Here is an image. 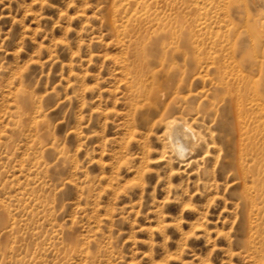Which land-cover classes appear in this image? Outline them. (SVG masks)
I'll return each mask as SVG.
<instances>
[{
    "label": "rangeland",
    "instance_id": "1",
    "mask_svg": "<svg viewBox=\"0 0 264 264\" xmlns=\"http://www.w3.org/2000/svg\"><path fill=\"white\" fill-rule=\"evenodd\" d=\"M127 1L0 0V264H264V93L239 117L224 89L257 79L264 0H181L152 102L125 71Z\"/></svg>",
    "mask_w": 264,
    "mask_h": 264
},
{
    "label": "bare ground",
    "instance_id": "2",
    "mask_svg": "<svg viewBox=\"0 0 264 264\" xmlns=\"http://www.w3.org/2000/svg\"><path fill=\"white\" fill-rule=\"evenodd\" d=\"M180 2L181 0H131L127 1L126 4L121 5L120 3L121 6L113 10V13H118L120 12L118 9L123 8L122 13L124 12V15L129 13L127 18L124 17V26H122V31L126 32L131 47L130 57H128L131 64L130 68H125V71L131 80V88L137 92L138 96L144 97L149 102L155 100L161 87L170 92V87L162 79L163 77H168L171 82L176 76V70L169 65L173 62V57L168 56L171 52L166 46V39L169 38L170 40L171 36L179 37L175 29L186 22L187 17L183 11L184 8L180 6ZM184 36H182L181 48L176 49V51H179L183 60L190 59L195 64L197 55L193 53L194 46ZM255 63L256 80L250 81L249 77L236 70L233 74L234 78L226 80L225 83V92L230 97L239 117L244 114L242 110L246 111L245 106L247 104L261 106L264 93V62L255 60ZM195 65L197 67V63ZM217 68L220 69L221 67ZM195 70L196 68L191 73H195ZM224 73L225 71L220 75L221 81L224 80ZM182 81L179 80V82ZM257 85L262 86V90L257 87L254 88ZM21 101L23 103V98ZM261 108L264 110V105ZM166 128L168 129V144L175 155L184 157L186 150L192 152L193 138L195 137L190 129L174 120L167 121Z\"/></svg>",
    "mask_w": 264,
    "mask_h": 264
}]
</instances>
